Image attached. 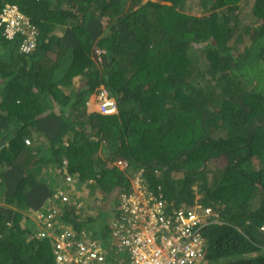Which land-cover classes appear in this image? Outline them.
<instances>
[{
  "label": "trees",
  "instance_id": "trees-1",
  "mask_svg": "<svg viewBox=\"0 0 264 264\" xmlns=\"http://www.w3.org/2000/svg\"><path fill=\"white\" fill-rule=\"evenodd\" d=\"M8 4L38 44L24 54L0 31V264L55 263L34 217L67 174L106 201L141 169L169 211L217 213L197 264H264V0ZM102 94L114 113L89 110ZM71 198L59 227L103 244Z\"/></svg>",
  "mask_w": 264,
  "mask_h": 264
},
{
  "label": "built area",
  "instance_id": "built-area-1",
  "mask_svg": "<svg viewBox=\"0 0 264 264\" xmlns=\"http://www.w3.org/2000/svg\"><path fill=\"white\" fill-rule=\"evenodd\" d=\"M0 31L8 40H18L19 51L24 54H30L37 47L36 27L18 5L4 7L0 14ZM98 100L100 112L110 114L117 110L105 94L99 95ZM115 163L121 169L127 167L125 160L118 159ZM143 172L141 169L133 175L131 190L125 189L121 193L119 204L113 207L107 223L111 249L125 255L124 259L115 258L113 263L108 261L92 232L83 230L81 234L59 227L60 203H67L72 198L64 187L54 193L34 217L41 235H54V264H197L200 261L204 249L203 227L211 221H208L209 217L217 213L211 207L200 206L169 211L161 191L151 189ZM78 180L75 175L67 174L65 185L80 182ZM80 235L76 252H72L74 238Z\"/></svg>",
  "mask_w": 264,
  "mask_h": 264
},
{
  "label": "rangeland",
  "instance_id": "rangeland-1",
  "mask_svg": "<svg viewBox=\"0 0 264 264\" xmlns=\"http://www.w3.org/2000/svg\"><path fill=\"white\" fill-rule=\"evenodd\" d=\"M98 96L94 95V100H93V104L96 102L97 105V110L96 111H100L101 106H100V102L97 100ZM218 163V162H217ZM220 163H218L219 165ZM216 169L214 167H211L209 170V181L210 183H212L213 185H215L213 182L215 181L216 178ZM45 176V175H44ZM86 188L90 189L89 186H86ZM125 189H121L119 191H117L116 193L113 192L111 194H108V199H110L111 203L114 202V206H118V202H119V197L121 195V193L124 191ZM91 193H88L87 191H85V193L83 192V190L78 189V193H75L76 195H80V200L81 202H83V207L79 208V212L82 211L83 214L85 213V215H87L86 217H92L94 216L95 218L97 216L100 217V226L98 227V232L101 236V231L104 232L108 238H109V230L107 228V223L108 220L110 218V216L112 215V210H113V206H111V204H109L108 199L106 201H104V197L101 193L99 192H93V190H90ZM113 204V203H112ZM61 227L62 229H67L68 227L64 226L61 223ZM110 248V252L113 253V250ZM124 253H120L117 252L116 255H123Z\"/></svg>",
  "mask_w": 264,
  "mask_h": 264
},
{
  "label": "crops",
  "instance_id": "crops-1",
  "mask_svg": "<svg viewBox=\"0 0 264 264\" xmlns=\"http://www.w3.org/2000/svg\"><path fill=\"white\" fill-rule=\"evenodd\" d=\"M93 100H94V96H92L91 97V100H90V106H89V110L90 111H96L97 110V105H96V102L93 104ZM79 185V184H78ZM86 186H83V185H81L80 186V189L81 190H83V192L85 193V191H87L88 193H91L90 192V190H91V188L90 189H88V188H85ZM97 192H98V190H97ZM75 195V194H74ZM76 196H80V195H76ZM75 200H78L77 198L75 199ZM77 203V206L75 205ZM75 206H76V209H77V213H79V208H81L82 207V203H81V200L79 199L77 202L75 201ZM85 215V214H84ZM87 215H85V217H86ZM97 218V217H96ZM103 235H104V238H105V241L102 239V241L104 242L103 244H101L100 243V240H98L99 241V243H100V245H101V247L103 248V251H104V253H105V255H106V257H107V259H108V261L110 262V263H112V259L111 258H119V259H124L125 258V255L123 254V255H116V253L115 252H113V253H111L110 252V242H111V234H110V231H109V238H108V236L106 235V234H104L103 233Z\"/></svg>",
  "mask_w": 264,
  "mask_h": 264
},
{
  "label": "clouds",
  "instance_id": "clouds-1",
  "mask_svg": "<svg viewBox=\"0 0 264 264\" xmlns=\"http://www.w3.org/2000/svg\"><path fill=\"white\" fill-rule=\"evenodd\" d=\"M2 12V11H1ZM1 14V13H0ZM98 100V98H97ZM76 176V175H75ZM66 178V177H65ZM79 183L81 182H77L75 184H72V185H65V180L61 183V186L60 187H64L65 189H68V191L70 192L71 195L75 194V193H78V189H80V185H78ZM53 197V196H52ZM82 203V207H83V202ZM62 204V203H60ZM200 205V204H199ZM81 207V208H82ZM200 207L202 208H205L206 206H203V205H200ZM212 208V207H211ZM62 209V208H61ZM62 212V211H61ZM77 213V211H76Z\"/></svg>",
  "mask_w": 264,
  "mask_h": 264
}]
</instances>
